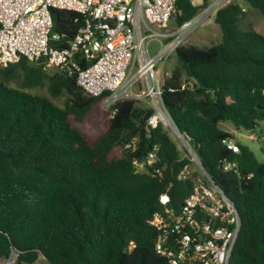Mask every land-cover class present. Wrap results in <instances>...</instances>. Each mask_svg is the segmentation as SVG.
Masks as SVG:
<instances>
[{
    "label": "trees",
    "instance_id": "1",
    "mask_svg": "<svg viewBox=\"0 0 264 264\" xmlns=\"http://www.w3.org/2000/svg\"><path fill=\"white\" fill-rule=\"evenodd\" d=\"M210 4L177 0L172 19L180 27ZM243 5L264 17V0L219 9L214 21L221 42L179 46L161 98L211 180L239 211L230 264H264V35L241 27ZM51 15L49 46L65 49L84 17L60 9ZM77 63L90 65L81 56ZM42 87L52 99L65 98L64 105L26 91ZM102 101L78 85L76 71H47L42 62L25 59L0 68V260L14 254V264L40 258L48 264H166L156 254L157 232L149 220L170 183L174 207L190 195L192 181L176 179L190 161L161 123L147 131L151 107L123 100L104 111ZM225 121L258 134L263 162L219 128ZM80 126L99 130L89 136ZM133 140L131 152L125 145ZM155 147L162 177L134 173L133 159Z\"/></svg>",
    "mask_w": 264,
    "mask_h": 264
},
{
    "label": "built area",
    "instance_id": "2",
    "mask_svg": "<svg viewBox=\"0 0 264 264\" xmlns=\"http://www.w3.org/2000/svg\"><path fill=\"white\" fill-rule=\"evenodd\" d=\"M176 2L0 0V68L25 59L29 63L42 62L47 71H76L78 85L93 97L103 96L102 104L107 109L118 101L148 100L154 113L147 121V131L161 123L180 138L163 105L162 81L156 67L184 44L197 27L232 0H214L193 19L167 30ZM51 9L72 11L84 17L83 26L65 49L49 46L53 27ZM151 40H156L160 46L153 56L148 53ZM77 56L90 65L81 68ZM136 146L137 141L133 140L125 148L134 152ZM228 147L237 151L232 141L228 142ZM158 151L155 147L142 160L133 159L134 173L162 177ZM185 158L190 162L178 172L176 179L192 181L190 195L174 207L170 183L159 197L161 209L149 220L157 232L156 254L163 257L166 264H230L241 231L240 214L233 202L210 183L193 155L189 153ZM231 167L227 164L225 168Z\"/></svg>",
    "mask_w": 264,
    "mask_h": 264
},
{
    "label": "rangeland",
    "instance_id": "3",
    "mask_svg": "<svg viewBox=\"0 0 264 264\" xmlns=\"http://www.w3.org/2000/svg\"><path fill=\"white\" fill-rule=\"evenodd\" d=\"M191 1L194 5H200V3H202V0H191ZM232 1L239 2L240 0H232ZM243 8L245 10V15L242 18L241 27L246 30L254 29L260 34L264 35V17L260 14L259 11L254 10L252 8H248V6L246 5H243ZM169 28H178L174 18L171 19V22L168 24L167 29L169 30ZM163 31H166V30H163ZM154 32L155 31H152L151 33L153 34L154 37H157ZM221 38H222L221 30L214 21V15H212L202 26L197 27V29L185 39L184 44L187 43V44L197 45L199 47H208V46L220 43ZM155 41L156 40H151L150 42L152 44L151 47H152L153 53L157 54L160 50V46ZM175 64H176V61L174 60V58H172V54H171L166 60L159 62V64L156 67L157 75L159 76L160 71L163 66L164 68L170 71L175 66ZM51 70L52 69H49L48 71H51ZM163 75H165V73H163ZM13 86L17 87L15 84ZM26 91L29 93L35 94V95H41V96H46V97L51 98L47 93L46 87L36 88V89H27ZM52 100L55 104L59 106H63L65 98H62L60 100H55V99H52ZM140 104L141 106L151 107L150 101L148 100H146V102H140ZM101 108L104 111L109 110L106 107H104L103 104H101ZM219 128L222 131L228 132L231 134H237L236 131L238 130L237 128H235L233 123L230 121L221 122L219 124ZM80 129L89 136H94L99 130L98 128H90V127H84V126H80ZM167 130L169 131V134L171 135L173 140L177 143V146L179 150L181 151L182 157H185L186 155H188L189 154L188 151L183 147V144H182L184 142H182V140L178 138L169 128ZM236 136H238L239 140H241L243 144H246L247 146L250 147V149L252 150L256 159L259 162H263V154L261 150L262 144H261V140L258 137L257 133H251L248 131L240 130V134ZM186 143H184L185 146H186ZM13 260L15 262L14 254H12L11 257L8 258L7 260H0V264H14ZM34 264H48V263L43 258H40Z\"/></svg>",
    "mask_w": 264,
    "mask_h": 264
},
{
    "label": "water",
    "instance_id": "4",
    "mask_svg": "<svg viewBox=\"0 0 264 264\" xmlns=\"http://www.w3.org/2000/svg\"><path fill=\"white\" fill-rule=\"evenodd\" d=\"M171 124L174 126V124H173V122L171 121ZM174 128H175V126H174ZM176 133H177V135L180 137V139L184 142V143H186V141L183 139V137H182V135L179 133V131L178 130H176ZM186 148H187V151L191 154V155H193V157L196 159V161H197V163H198V165L200 166V168H201V170L204 172V174L206 175V177L209 179V181H210V183L215 187V188H217L220 192H221V194H222V196L224 197V198H226L228 201H230V202H232L231 201V199L219 188V186L213 181V180H211V178L209 177V175L207 174V172H206V170H205V168L202 166V164H201V162L199 161V159L197 158V156H196V154L192 151V149L190 148V146L189 145H187V143H186ZM236 210H237V208H236ZM238 211V210H237ZM239 212V211H238ZM11 257V256H10ZM9 257V258H10Z\"/></svg>",
    "mask_w": 264,
    "mask_h": 264
},
{
    "label": "crops",
    "instance_id": "5",
    "mask_svg": "<svg viewBox=\"0 0 264 264\" xmlns=\"http://www.w3.org/2000/svg\"><path fill=\"white\" fill-rule=\"evenodd\" d=\"M214 0H211V3L213 2ZM202 3H200V5H201ZM175 28H169V30H174ZM168 30V29H167ZM155 31H157L156 29H155ZM167 40H165V42H166ZM151 43L149 44V47H148V53H149V55H151V56H153V55H155L154 53H153V50H152V47H151ZM172 58H174L173 56H172ZM174 60H175V58H174ZM163 70V71H162ZM170 71L168 70V69H166V68H164V66L162 67V69H161V71H160V74H159V78L161 79V81H162V78L164 77V76H166L168 73H169ZM163 73H165V75H163ZM162 75H163V77H162ZM237 132V134H233L234 135V137H235V139L237 140V141H239V142H241V140H239V138H238V136H236V135H239L240 134V130H237L236 131ZM235 132V133H236Z\"/></svg>",
    "mask_w": 264,
    "mask_h": 264
}]
</instances>
